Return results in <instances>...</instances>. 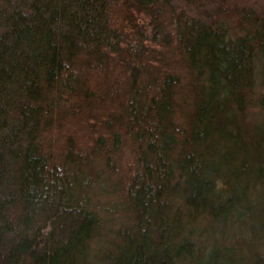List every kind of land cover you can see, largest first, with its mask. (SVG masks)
I'll return each instance as SVG.
<instances>
[{
  "label": "trees",
  "instance_id": "obj_1",
  "mask_svg": "<svg viewBox=\"0 0 264 264\" xmlns=\"http://www.w3.org/2000/svg\"><path fill=\"white\" fill-rule=\"evenodd\" d=\"M202 2L0 0V264H264V10Z\"/></svg>",
  "mask_w": 264,
  "mask_h": 264
},
{
  "label": "rangeland",
  "instance_id": "obj_2",
  "mask_svg": "<svg viewBox=\"0 0 264 264\" xmlns=\"http://www.w3.org/2000/svg\"><path fill=\"white\" fill-rule=\"evenodd\" d=\"M202 4H206L205 8L215 9L218 6L220 0H202ZM224 10H222L223 20L226 21L233 31H236L239 27L241 17L247 14V10H264V0H222ZM179 8L182 9V6L179 5ZM227 228L224 229V233ZM245 240L237 237V243L240 245L239 249H242L245 246Z\"/></svg>",
  "mask_w": 264,
  "mask_h": 264
}]
</instances>
